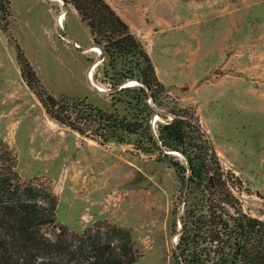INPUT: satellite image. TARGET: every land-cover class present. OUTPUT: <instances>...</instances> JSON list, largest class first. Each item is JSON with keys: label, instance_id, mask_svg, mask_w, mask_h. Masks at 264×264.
Returning <instances> with one entry per match:
<instances>
[{"label": "rangeland", "instance_id": "1", "mask_svg": "<svg viewBox=\"0 0 264 264\" xmlns=\"http://www.w3.org/2000/svg\"><path fill=\"white\" fill-rule=\"evenodd\" d=\"M105 1L143 42L166 87L156 104L148 100L163 115L152 117V129L195 112L224 168L243 183L244 211L264 220V0ZM94 46L69 0H0V164H8L6 146L19 180L56 198L58 223L70 233H99L102 245L114 238L135 264H176L185 195L170 159L82 136L51 119L38 95L129 113ZM19 52L37 75L34 88Z\"/></svg>", "mask_w": 264, "mask_h": 264}, {"label": "trees", "instance_id": "2", "mask_svg": "<svg viewBox=\"0 0 264 264\" xmlns=\"http://www.w3.org/2000/svg\"><path fill=\"white\" fill-rule=\"evenodd\" d=\"M69 1L88 25L93 44L109 60L111 85L121 87L130 110L121 115L44 90L38 95L49 117L82 136L91 132L102 143L133 144L145 154L170 159L185 195L181 228L175 231L176 264H264V220L244 211L237 196L243 183L224 168L195 112L179 111L152 129V117L163 115L148 100L156 104L166 87L143 42L105 0ZM22 54L19 60L34 88L37 75ZM131 80L140 86H128ZM3 150L8 164H0V264H135L112 246L114 238L102 245L99 233L79 237L61 227L56 198L46 199L40 186L21 182L16 157L8 147ZM46 227H52L53 234H47Z\"/></svg>", "mask_w": 264, "mask_h": 264}, {"label": "water", "instance_id": "3", "mask_svg": "<svg viewBox=\"0 0 264 264\" xmlns=\"http://www.w3.org/2000/svg\"><path fill=\"white\" fill-rule=\"evenodd\" d=\"M71 41V43H73V41L72 40H70ZM76 46V45H75ZM94 47H98V46H94ZM92 47H88V48H86L85 50H90ZM98 48H100V47H98ZM101 49V48H100ZM131 81H135V82H137L136 80H131ZM138 83V82H137ZM126 148H129V149H133V150H135V151H137V152H139V153H143L141 150H138V149H136V148H131V147H126ZM170 154H173L174 155V153H170ZM179 154V153H178ZM179 156V155H178Z\"/></svg>", "mask_w": 264, "mask_h": 264}]
</instances>
